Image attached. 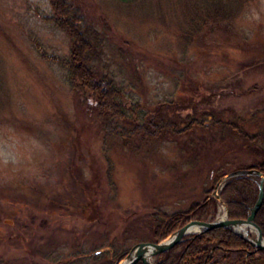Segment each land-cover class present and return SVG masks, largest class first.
<instances>
[{
    "label": "rangeland",
    "instance_id": "374dc122",
    "mask_svg": "<svg viewBox=\"0 0 264 264\" xmlns=\"http://www.w3.org/2000/svg\"><path fill=\"white\" fill-rule=\"evenodd\" d=\"M71 1L104 34L96 70L165 127L123 145L34 45L69 53L68 35L47 19L52 0H0V264H100L101 248L148 235L144 213L183 209L204 197L213 169L264 154V0L207 21L190 42L177 0ZM191 117L213 124L172 130Z\"/></svg>",
    "mask_w": 264,
    "mask_h": 264
},
{
    "label": "trees",
    "instance_id": "16d2710c",
    "mask_svg": "<svg viewBox=\"0 0 264 264\" xmlns=\"http://www.w3.org/2000/svg\"><path fill=\"white\" fill-rule=\"evenodd\" d=\"M245 1L177 0L179 6L183 9V18L186 24L184 39L190 42V38L207 21H216L218 18H230L232 14L240 11L239 9ZM167 4L168 6L170 5L168 0ZM206 4L208 8L206 7L205 10ZM52 8L54 13L47 15V19H50L55 26L63 29L68 35L70 40L69 53L68 55H49L41 47V42L38 39H35L34 45L41 52L44 59L56 61L65 67L70 88L77 98L84 100L82 104H85L90 112L95 113L101 119L104 128L108 132L119 134L123 145H127L130 148L140 147L148 140L161 135L165 124L160 121H154L152 116L148 117L147 111L140 109V102L132 106L126 105L122 101V87L114 79V76H111L109 72L96 70L95 60L103 51V32L95 28L89 21L87 22L78 5L75 6L71 0H52ZM158 8L162 9L161 7ZM88 100L90 105H88ZM210 120L211 117H202L200 119L191 117L187 124L172 130L175 132H190L195 125L209 126L213 124V122L210 123ZM226 123L231 129L237 130L242 137L250 141L254 140L253 134H250L245 128L244 130L240 128L235 121ZM137 140L139 142L136 145L135 142ZM235 168H257L261 170L264 179V154L253 163L239 164L231 169L225 167L224 164V166L213 169L211 171V184L205 188L204 197L193 200L183 209L167 211L160 207H153L150 212L144 213L148 235L143 237L142 240L159 242L189 221L194 219L205 220L209 217L214 218L217 199L211 192L215 182L224 173ZM259 179V175H237L225 183L220 190V194L223 203L227 205V215L230 218L248 217L249 210L255 204L254 202L259 193ZM262 202L254 220L261 226L264 235V198ZM182 238L174 246L155 255L153 258L154 263L264 264V249L253 251L254 246L229 227L216 226L204 232L187 233ZM111 245L98 251L97 256L101 254L105 256V259L100 264H119L130 249V247L120 248L115 246L114 243ZM1 262L3 261L0 260ZM56 262V264H66L67 260L59 259ZM53 264L55 263L53 262ZM135 264H144V262L139 259Z\"/></svg>",
    "mask_w": 264,
    "mask_h": 264
},
{
    "label": "water",
    "instance_id": "95a60500",
    "mask_svg": "<svg viewBox=\"0 0 264 264\" xmlns=\"http://www.w3.org/2000/svg\"><path fill=\"white\" fill-rule=\"evenodd\" d=\"M253 175L260 176L258 180V196L255 200V204L251 206L247 218H230L228 213L227 205L223 203L220 190L223 188L225 183L237 176V175ZM261 170L255 168H235L234 170L227 171L219 177L215 182L214 188L211 194L217 199V202L224 204L225 213L223 217L207 218L205 220L194 219L184 224V226L175 230L174 233L163 238V240L156 242L150 240H142L135 242L131 245L127 255L121 259L119 264H135L137 260L141 259L144 264H155L153 257L159 253L164 252L166 249L174 246L175 243L181 241L183 236L187 233H199L204 232L208 229L215 228L216 226L229 227L235 233L244 237L254 246L253 251L256 249H264V235L262 228L255 222L256 212L262 205L264 198V181Z\"/></svg>",
    "mask_w": 264,
    "mask_h": 264
},
{
    "label": "bare ground",
    "instance_id": "6f19581e",
    "mask_svg": "<svg viewBox=\"0 0 264 264\" xmlns=\"http://www.w3.org/2000/svg\"><path fill=\"white\" fill-rule=\"evenodd\" d=\"M220 211H221V209H220ZM220 216V215H219ZM223 216H225L224 214H222V216H220V217H223Z\"/></svg>",
    "mask_w": 264,
    "mask_h": 264
}]
</instances>
